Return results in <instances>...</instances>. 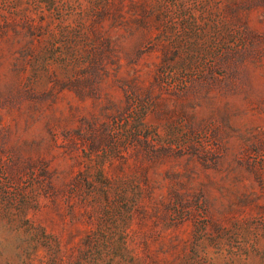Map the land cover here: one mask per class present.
Returning <instances> with one entry per match:
<instances>
[{
  "label": "rangeland",
  "instance_id": "rangeland-1",
  "mask_svg": "<svg viewBox=\"0 0 264 264\" xmlns=\"http://www.w3.org/2000/svg\"><path fill=\"white\" fill-rule=\"evenodd\" d=\"M0 264H264V0H0Z\"/></svg>",
  "mask_w": 264,
  "mask_h": 264
}]
</instances>
